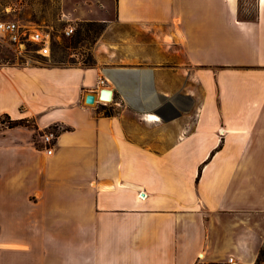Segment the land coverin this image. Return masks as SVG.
<instances>
[{
	"label": "crops",
	"instance_id": "obj_1",
	"mask_svg": "<svg viewBox=\"0 0 264 264\" xmlns=\"http://www.w3.org/2000/svg\"><path fill=\"white\" fill-rule=\"evenodd\" d=\"M79 3L95 66L0 61V117L35 124L0 122V264H257L264 0Z\"/></svg>",
	"mask_w": 264,
	"mask_h": 264
},
{
	"label": "rangeland",
	"instance_id": "obj_2",
	"mask_svg": "<svg viewBox=\"0 0 264 264\" xmlns=\"http://www.w3.org/2000/svg\"><path fill=\"white\" fill-rule=\"evenodd\" d=\"M16 0H0V18L17 20L22 24L29 25L35 21V25L47 28L52 33V55L45 57L40 54H32L31 47H27L26 53L17 55L7 45L0 44V61L26 63L34 60L37 64L51 65L64 64L70 66L91 67L97 64L96 50H98L100 39L106 33L108 25L105 23H92L96 21H83L78 14L81 12V0H66L68 6L72 7L65 10L59 0H17L20 6L14 8L11 13L5 10V5L13 3ZM243 5L246 3H255L256 0H241ZM79 3V8L75 5ZM14 6V5H13ZM71 14V24L75 27V33L72 37H66L64 29L69 24L70 19L65 13ZM250 17L256 13L255 6L251 5L243 12ZM211 47L223 50L230 54V59L238 61L235 47L231 42H212ZM34 63V64H36ZM106 101V100H104ZM107 102V101H106ZM263 264V263H262Z\"/></svg>",
	"mask_w": 264,
	"mask_h": 264
},
{
	"label": "built area",
	"instance_id": "obj_3",
	"mask_svg": "<svg viewBox=\"0 0 264 264\" xmlns=\"http://www.w3.org/2000/svg\"><path fill=\"white\" fill-rule=\"evenodd\" d=\"M14 8H17L16 5L9 6L5 10L11 13L15 10ZM70 22L71 21H69V24L64 29L66 37H72L75 33V27ZM35 24V22H31L29 25H26L17 20L0 18V44L7 45L17 55L26 53L29 51L27 47H31L30 52L32 54L50 57L52 55L53 35L47 28ZM56 137L57 133L54 131H50L44 136L45 142L50 146L48 150L49 154L53 152V145ZM230 264L239 263L231 257Z\"/></svg>",
	"mask_w": 264,
	"mask_h": 264
},
{
	"label": "trees",
	"instance_id": "obj_4",
	"mask_svg": "<svg viewBox=\"0 0 264 264\" xmlns=\"http://www.w3.org/2000/svg\"><path fill=\"white\" fill-rule=\"evenodd\" d=\"M90 24L92 23H102V22H89ZM107 113H110L109 111H107ZM0 122H2L3 124H7L10 128H14V127H17V126H34L35 124L33 122H31L29 119H23V120H12L10 118V116L8 115H5V116H1L0 117ZM52 131L58 133V130L59 128L56 126V127H53L51 128ZM63 130H66L63 129ZM264 262V249L261 251V255L259 257V260L257 262V264H262ZM203 264H227V263H203Z\"/></svg>",
	"mask_w": 264,
	"mask_h": 264
},
{
	"label": "water",
	"instance_id": "obj_5",
	"mask_svg": "<svg viewBox=\"0 0 264 264\" xmlns=\"http://www.w3.org/2000/svg\"><path fill=\"white\" fill-rule=\"evenodd\" d=\"M114 91L112 89H103L101 92V97L104 98L106 101L110 102L113 99ZM86 102L88 104H95L97 102V97L93 93H89L86 95Z\"/></svg>",
	"mask_w": 264,
	"mask_h": 264
},
{
	"label": "bare ground",
	"instance_id": "obj_6",
	"mask_svg": "<svg viewBox=\"0 0 264 264\" xmlns=\"http://www.w3.org/2000/svg\"><path fill=\"white\" fill-rule=\"evenodd\" d=\"M153 116H155V115H153ZM151 117H152V115H151ZM153 119V118H152ZM156 119V118H155Z\"/></svg>",
	"mask_w": 264,
	"mask_h": 264
}]
</instances>
